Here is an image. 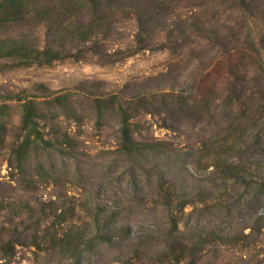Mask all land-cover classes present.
I'll return each mask as SVG.
<instances>
[{
  "label": "rangeland",
  "instance_id": "1",
  "mask_svg": "<svg viewBox=\"0 0 264 264\" xmlns=\"http://www.w3.org/2000/svg\"><path fill=\"white\" fill-rule=\"evenodd\" d=\"M235 7L232 0L177 2L161 38L173 34L171 42L180 43L179 48L146 49L126 57L138 46L137 22L126 19L104 43L109 53L124 52L114 62L99 59L87 45L60 38L55 49L83 50L80 59L70 56L30 67H7L0 60V104L12 107L8 146L0 156V245L15 242L13 251L0 252V264H174L178 243L170 236L172 220L196 264H264V185L256 183L264 172V150L252 151H258L253 138L242 144L252 150L235 149L234 161L242 165L233 177L222 163L216 169L207 161L203 150L202 141L217 133L218 123L173 119L167 128L162 117L145 112L152 94L184 93L192 100L229 86L230 69L241 59L239 48H246L238 34L244 40L253 35L259 43L262 37L264 57V0L246 13ZM46 31L42 26L30 34L39 47L47 42ZM141 95L147 97L146 106L132 121L137 137L160 142L162 148L132 162L119 152L120 118L114 111L119 101ZM112 96L119 99L114 109L98 116L97 99ZM18 97L41 104L37 128L50 142L34 149L28 161L29 176L41 180L35 190L10 164L9 145L19 134L24 102ZM153 106H160V100ZM164 179L175 185L171 206L158 195L161 187L169 188ZM185 200L190 204L181 210L179 202ZM53 201L59 213L71 210L69 222L58 227V238L51 241L49 218L36 238L29 213L18 217L15 205ZM71 223L74 238L84 236L76 252L70 238L58 241Z\"/></svg>",
  "mask_w": 264,
  "mask_h": 264
},
{
  "label": "trees",
  "instance_id": "2",
  "mask_svg": "<svg viewBox=\"0 0 264 264\" xmlns=\"http://www.w3.org/2000/svg\"><path fill=\"white\" fill-rule=\"evenodd\" d=\"M179 1L0 0V60L7 61V67H30L49 65L70 56L80 59L81 56L79 55L83 50L77 54L55 49L59 47L56 43L60 38L63 43L67 39H71L77 44L87 45L85 48H89L88 50L97 55L99 59L114 62L117 61L118 54H124V52L109 53L104 43L116 31L117 24L126 19H133L137 22L136 39L138 42L137 48L126 57L146 49L179 48L181 47L180 43L171 42V38L174 37L173 34L168 40L161 38V29H164L169 15L174 12L175 5ZM232 1L236 6L235 8L246 13L254 9L255 4L260 0ZM261 14L260 17H263L262 21H264V11ZM42 26L46 27L48 36L44 47H39L36 40H32L30 34H34ZM170 31L172 33L173 30ZM238 37L239 43L243 42L246 48L240 45L241 59L238 64L230 69L233 80L229 86L223 88L219 93L210 90L204 97L192 100L189 94L184 93L152 94L150 97L151 105L147 103L148 107L151 106L152 109L145 108L146 113H156L162 117V125L167 128H170L168 123L173 119L176 121L182 119L206 120L212 125L218 123L219 130L217 133L202 141L203 150H206V155H203L208 159L207 161L213 163L216 169H218L219 163H222L226 172L232 173L233 177H238L242 165H237V162L234 161L232 152L235 149L245 150V152L248 149L252 150L253 146L250 145L249 148L247 145L242 146V144L253 138L258 151H252L261 154V150H264V57L261 54L263 39L261 37L259 43L253 35L245 36V40L241 34H238ZM60 48H63V45ZM244 60L246 65L243 63ZM240 69L244 71L241 77H239ZM117 99V96L97 99V115L101 117L103 111H106L105 109H114ZM133 99L128 102L119 101L117 109L114 111L120 118L119 152L132 162L137 157L146 156L147 153L157 151V149L160 151L162 148L160 142L152 143L137 137V125L133 124L132 121L141 115L140 109L146 106L147 97L141 95ZM157 100H160V106L155 107L153 102ZM17 101L24 102L21 104L19 134L9 145L10 164H16L17 167L14 166V169H17L20 179L28 185V189L35 190V184L41 180L30 177L33 174L27 169L28 161L34 149L50 142L44 139L43 134L37 128L36 119L43 117L41 104L20 97L17 98ZM46 103L51 107V102ZM133 104L136 105L135 108L132 107ZM11 110L10 105L0 104V156L8 146L7 119L11 116ZM173 128L178 129L175 125ZM260 163H257L258 168L261 167ZM251 164L253 162L247 165L251 166ZM46 180H50V178ZM164 181L168 182L169 188L162 189L161 187L158 195L163 203L171 206L175 185L169 180L164 179ZM256 183L264 185V172ZM172 188L174 191H171ZM56 204L55 201L50 204L39 202L35 207L26 202L15 206L19 211V213L17 212L18 217L29 213L28 218L32 220L31 227L35 229L36 238L38 237L37 233L42 230V224L52 218L49 227L53 230V233L50 234L51 241H54L53 239L57 240L59 235L58 227H65L64 224L69 222L68 216L72 215L71 210L66 208L59 213ZM179 204L182 210L190 204V201L185 200ZM170 224V236L174 243H178V255L174 264H196L193 257L194 252L189 248V244L180 240L176 235L178 223L176 220H172ZM73 226L72 223L69 224V229L62 234L63 237L59 238L58 241L64 242L65 239L70 238L68 242L73 241L70 246L76 252L80 248V239L84 236L81 235L76 240L77 238L73 236ZM49 227L44 230L43 238L49 234ZM206 243L204 242L202 245ZM14 246L15 242L9 240L0 245V252L13 251Z\"/></svg>",
  "mask_w": 264,
  "mask_h": 264
}]
</instances>
